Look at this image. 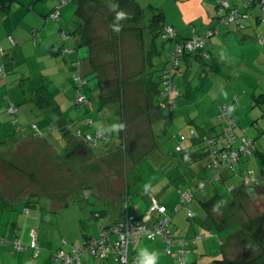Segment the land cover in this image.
Returning <instances> with one entry per match:
<instances>
[{
    "label": "rangeland",
    "instance_id": "374dc122",
    "mask_svg": "<svg viewBox=\"0 0 264 264\" xmlns=\"http://www.w3.org/2000/svg\"><path fill=\"white\" fill-rule=\"evenodd\" d=\"M72 2L65 26L67 32L73 37L74 30L80 23L75 14L77 3L75 0ZM83 9V21H88L90 18L89 46L94 51L89 56L86 55L88 48L80 47L79 58L84 60L83 63H87V69L92 71L93 68L99 73L98 77L101 79L103 90L100 89L97 76L94 73L88 74L86 68L84 67L83 70L80 64L78 67H72L71 63H68V67H72L71 71L62 69L57 78L49 76L57 73L55 70H49V68L46 71L43 70L35 57H32L26 66L23 64L18 66L14 77H22L21 74L26 69L30 73L28 76L32 80L34 79L36 85V82L43 78L42 74H46L48 75L46 79L48 87L51 94L55 95L63 91L65 86H72L73 89L70 91L72 100L61 105V110H64L66 114L65 118H69L68 134L71 137H77L76 134L81 131L84 136L87 134L96 135L97 131L102 128L105 130L103 132L105 136H102L104 139H99L96 144L90 143L93 146L87 145L92 153L76 151V155L65 157L68 154V139L61 135L60 129L54 131L49 129L45 133L47 138L43 141L26 140L17 144H15L16 140H20L22 136L12 133V137L5 141L4 148H0V195L4 198L2 201L0 200V207L5 206V210L0 209L2 210L0 213L7 215L1 223L2 235L0 237L8 241L9 234L13 230L16 233V225H21L19 221L26 225L28 219H32L33 221L30 220L29 224L33 223L39 232L38 242L41 250L43 253L47 249L55 252L51 256L49 264H57L52 262L59 252L57 250L62 248L69 252L68 247H73L74 244L82 247L86 237L98 231L100 220L95 218V212L108 211V209L113 211L115 206H122L123 213L129 210L133 213V210H137L142 214L147 212L150 199L154 196L160 204L168 209L173 221L175 236L181 227L184 230L183 236L189 227H195L198 232H191L190 238H197V247H203L206 250L207 256L211 258V264L215 259L227 257L235 260H247L260 253L264 249V186H260L257 190L252 188V185L245 186L240 175L244 173L241 168L246 166L245 172H254L257 179L264 176V122L261 125L258 123L260 129L257 130L255 124H251L255 119L249 116L253 121L248 120L238 125V131L247 129L244 136L255 141V149L252 155L244 156L241 159L236 175L229 182L214 181L215 188L223 202H229L227 206L223 202H219L218 210L214 214L216 221L223 224L226 230L220 231L217 225H213L211 229L210 226L213 223H208L207 228L203 227L200 222L206 217V214L200 201L215 196L212 186L214 176L209 167L213 157L211 155L204 156L199 162L188 166L182 162L179 155V150H184L186 146L193 144L190 136L193 117L188 113L194 108L187 107L186 104L178 105V101H186L185 87H189L195 93V98L199 96V91L196 92L201 82L199 65H193L192 70L190 69L193 74L190 79L182 76V71L178 73L179 68L175 71V84L178 91L183 92L182 96L177 98L176 107L172 111L181 110L186 117H177L174 113L173 121L167 124L164 118H160V114H158L157 108L159 107L152 108L150 106L153 103L152 97H148L144 91L143 75L145 72H142L140 64L135 65L137 61L133 62L132 60L135 42L126 43V31L122 33V35L125 33L122 39H119L120 32L126 30V26L134 24H126V21L122 24L120 16L122 13L118 16L113 4L103 8L92 2L87 3ZM262 26L264 27V24ZM118 32L120 35L117 34ZM73 39L78 43L80 37L75 35ZM70 43L75 46L73 40ZM130 43L133 45L129 48V52L126 47ZM145 43L147 49L153 45L151 43L149 46L148 38H145ZM178 44L179 42H175L172 48V41L163 40L161 37L155 39L154 48L158 54L151 52L150 60L154 64V70L158 71L156 75L162 74L166 68L172 67ZM135 45V52H140L141 45H138L137 42ZM127 53L132 56L129 71L126 69ZM186 54L189 53H184L181 56L176 54L175 56L179 58L181 68L187 71L188 68L185 67L183 61ZM27 55L29 54L27 53ZM60 58L59 64H64L63 57ZM79 58L76 56V61L80 60ZM90 60L93 64L91 67H89ZM53 61L50 60V65ZM44 64L46 63L44 62ZM79 78L85 84L77 87ZM66 79L68 83L66 82L63 88L60 87L59 84L65 82L63 80ZM79 94L85 95V102L77 103L76 97ZM103 96L108 104L112 105V108L104 103ZM223 106L227 105L221 107ZM252 106L253 102L250 99L242 98V103L238 104L234 115L241 114L244 118L247 112L251 113L256 109ZM227 107L232 116L234 111L229 106ZM113 110L124 111V132L127 147L124 154L119 138L121 129L113 131V125L122 124L123 120L121 114L115 113ZM37 114L36 111L33 116L36 121ZM24 115L20 113L18 120H22ZM11 117L17 120L16 116ZM88 118L93 119V125L86 124L85 120ZM18 120L17 125L19 124ZM197 136L203 137L198 134ZM81 139L84 140V137ZM99 142H104L105 146L103 143L97 147ZM74 147L76 146L74 145ZM198 147L196 148L198 149ZM246 159H249L250 162H246ZM200 183L205 184L206 194L199 190ZM146 184L151 185V190L147 194L144 192ZM232 187L233 189H231ZM236 189L241 192L236 193ZM185 194H190L192 201L186 205L185 209L177 213L175 208L182 195ZM52 201L54 202L52 203ZM29 202L36 207H32V211L38 213L39 219L25 214L24 206ZM189 210L195 214L194 219H188ZM118 214L116 212L115 218L118 217ZM108 217L110 216L106 217L107 221ZM8 218L9 220H7ZM257 219L261 220L260 231L256 228L250 232L240 231L241 226H244L245 229L246 225ZM8 222L12 226H9ZM239 231L237 238L228 241L230 236ZM6 233L7 237H4ZM65 241L66 244H64ZM223 243L224 245L221 246ZM133 244L136 245V243ZM5 245L2 247H12L9 242Z\"/></svg>",
    "mask_w": 264,
    "mask_h": 264
},
{
    "label": "crops",
    "instance_id": "0c3cea01",
    "mask_svg": "<svg viewBox=\"0 0 264 264\" xmlns=\"http://www.w3.org/2000/svg\"><path fill=\"white\" fill-rule=\"evenodd\" d=\"M60 1L61 0H0V47L6 51L4 57L0 59V65H4L8 73L6 77H2L0 75L1 149L4 148L7 138L12 137V133L21 134L22 136L20 140H16L15 144L26 140L43 141L45 138H47L45 133L52 125H57L61 130H59L61 135L68 139V154L65 157H72L73 154L76 155V151L85 152L87 154L89 152L92 153L90 147L87 145L93 146L90 143L93 142L96 144L99 139H104V137L100 138L99 135L105 136V134H101L99 131H97L96 135H85L87 137L91 136L93 140L96 138L94 141H88L87 137L85 138L83 132L81 131H79L81 132V135L79 132L76 134L77 137H71L70 134H68L67 131L70 127L69 118H65V111L61 110V105H64V102L68 103L72 100V96L70 95V91L73 89L72 86L70 87L69 85V87L65 86V88H63L66 82L68 83L67 79L63 80L65 82H61V84H59L61 85L60 87L63 88V91L55 95L51 94L46 80L48 75L46 74H42L43 78L40 81H37L36 85L34 84V79L32 80L28 76L30 73L27 72L26 69L22 72V77H14L18 66L21 64L26 66L32 57H35L38 60L37 62L39 65L42 66L43 70L46 71L48 68L49 70H55L57 73L49 76H54L57 78L59 77L58 75H60L62 69L71 71L72 67H78L80 64L83 70L86 68L85 70H87L88 74L94 73L97 76L100 89L103 90L102 82L100 81L101 79L98 77L99 73L93 70V68L92 71L87 69V63H83L84 60L79 58L80 54L78 53V50L80 47H87L88 52L86 55L89 56H91V53L94 50L90 49V46L85 44V41L81 39L82 35L74 34V36L76 35L77 37H80V40L77 43L75 39H73L74 36L72 37V34L66 30L67 27L65 26V20L69 16V8L71 7L70 5L73 4L72 0L61 6L59 9L61 15L60 19L55 20L50 16L51 13L57 8ZM75 1L77 3L75 14L77 18H79V23H81L83 20L77 15V11L82 0ZM243 2L244 0H228V5L240 6L243 4ZM123 4L124 7L121 9V18L123 20L121 19V23L124 24L126 21V24L132 23L134 25L129 27L126 26V30L120 32L121 36L119 39H122L123 35H125V33L123 35L122 33L126 31V43L134 41L135 43L137 42L138 45H141L140 52H135L136 45L134 43V57L132 60L133 62L137 61L135 65L140 64L139 67H142V72H145L143 75L145 93V85L148 76V70L147 68L145 69V59L147 57L150 58L151 51L149 50L154 48V46H152L150 49H147L145 38H148L149 46L152 42H155L153 38L154 35L150 27V21L152 17L160 13L162 15V22L160 25H162L163 28L170 26L175 30L176 38L174 40H169L173 42L172 48L175 42L187 40L196 34L203 35L208 30L216 27L217 4L215 0H129ZM141 11L142 16L138 18L136 14ZM255 15L256 11H254L253 17L247 22V27L245 30H238L235 25L219 26V32L209 38L202 49H199L192 54H186L183 57L184 65L186 68H188V70H184L180 65L178 73L182 71V76H186V78L190 79L193 76V74L190 72L193 65L198 64L200 67L199 75L201 82L199 83V87L196 89V92L199 91V98H195V93L189 87H185L184 96L186 97V101H178V105L186 104L187 107L192 106L194 108L188 113L189 116L193 117L190 131L195 130L199 136L216 137L221 134L222 123L218 119V112L222 105H227L232 109V111H234L232 113V117L238 123V125L240 123L243 124L248 120L255 119L254 121L252 120L253 122L251 124H255V128L259 130L260 127L258 123L261 125L264 122V119L262 120V118H264V27L262 26L263 23H259ZM35 32H37L39 36L37 35L38 37L34 41L33 34ZM117 34H119V32ZM12 40L17 41V44L14 45ZM71 40L74 41L75 46H72L70 43ZM132 45L133 43H130L128 47H126V50L130 52L129 48ZM153 52L158 54L155 48L153 49L152 53ZM27 53L29 55H27ZM127 55L126 69L128 70L131 68V64L129 63L132 56H130L129 53H127ZM76 56L80 60L76 61ZM60 57H63V62H65L64 64H59V60L61 59ZM67 57L70 61L67 60ZM50 60H54L52 65H50ZM44 62L46 64H44ZM68 63H71L72 67H68ZM91 66H93V64L90 60L89 67ZM148 69L152 70L150 66ZM187 81L190 82L189 80ZM49 82L52 83L50 80ZM33 85L35 86L33 87ZM39 91H42L45 95L50 97L51 106L49 108H40L39 105L34 102V95ZM182 92L183 91L179 90V97L182 96ZM147 96L152 97V102L154 103H152L150 106H152V108L154 106L158 107L157 100L155 101L154 96L149 94H147ZM64 98L67 99L65 100ZM242 98L245 100L250 99L253 102L252 107L256 108L251 113L247 112L244 118L241 116V114L234 115V113L237 111L238 104H240V102L242 103ZM105 104L108 107L111 106L112 108V105L108 103ZM12 105L18 108L16 115L8 114V109H10ZM157 110L159 112L158 114H160V118L163 117L164 120L166 116H170V123L173 121L174 113L177 117H186L184 113L178 109L167 112L162 111L159 108H157ZM36 111L38 113L36 115L37 121L33 119ZM114 112L121 114L123 120L122 124L125 125L124 111L118 110ZM20 113L25 115L23 119L19 121L18 119H20V117L18 116ZM11 116H16V119L19 123L18 125L12 124V121L15 118H12ZM182 117L181 119H183ZM85 122L88 125L94 124L92 118H88L85 120ZM32 124L37 125V128L42 132V135L35 133V131L30 127ZM237 128L235 132L239 137L244 136L247 132V129L238 131ZM83 137L84 140L81 139ZM119 138L122 142L121 145L122 149L124 150V154L126 153L124 127L120 131ZM103 143L99 142L96 146L98 147L99 144L103 145ZM74 145L76 147L73 148ZM188 147L189 146H186V148ZM181 151H183V149L179 150V152ZM246 162H250V160L246 159ZM245 167L246 166H243L241 168L242 172L245 171ZM233 177L234 176L231 177L228 175L225 178V181L229 182ZM127 190H129V188H127ZM5 200L7 199L5 198ZM154 200L158 201L156 197L152 196L150 199L149 209L147 212L142 214H140V212L138 213L137 210H133V213L131 210L123 213L124 208H122V206H115L113 211L108 209V211L102 210L95 212V218L100 220L98 224V231L86 238L99 236L100 230L102 228L112 226L123 220L128 215L145 217L149 213L150 207ZM53 202L54 201H52V203ZM32 207L36 208L33 203H26L24 206L25 214L29 217L33 216L36 219H39L38 213L33 212ZM0 209L5 210V206L0 207ZM112 212L115 213L112 214ZM116 212L119 214L117 215L118 217L115 218ZM0 215L2 216L0 218V228H2L1 223L4 221V218L7 215L4 213H0ZM108 215L110 217H108L109 220L107 221L106 217ZM9 218L7 220H9ZM30 220L33 221L32 219H28L26 225H23V223L19 221L21 225H16V233L14 232L15 230H13L9 234V241L17 238L24 245L29 246L33 239L32 234L34 232L38 234L39 241V232L36 230L33 223L29 224ZM7 224L12 226V224L9 222ZM183 231V227L179 228L178 232L180 234L176 233V237L188 240L192 239L190 238L191 232H198L193 226L187 229L185 236H183ZM1 235L2 231L0 229V236ZM4 237H7V233ZM5 244H7V242ZM5 244L0 245V264H49L51 256L53 253H55L48 249L44 250L43 253L41 248L38 253L31 247H28L24 252H17L13 249V247H2L6 246ZM9 245L11 246L10 243ZM75 245L76 244H74V246ZM74 246L68 247L70 249L69 252L62 248L57 251L72 253L75 248ZM76 247L82 248L78 245H76ZM144 249L159 253V264H175V262H177L176 254L178 247H174L173 254L168 255L165 251V245L161 241H149L147 239H141L136 243V245H130L129 259L131 261H137L139 253ZM188 249L189 253L185 255V261L188 264H195L196 262L197 264H211V258L207 256L206 250L203 247H197V242L194 245L190 244ZM52 262L60 264L59 261L55 260V257L52 259ZM81 264L118 263L115 262L112 255L106 260H100L86 252L81 256Z\"/></svg>",
    "mask_w": 264,
    "mask_h": 264
},
{
    "label": "built area",
    "instance_id": "2783aa9c",
    "mask_svg": "<svg viewBox=\"0 0 264 264\" xmlns=\"http://www.w3.org/2000/svg\"><path fill=\"white\" fill-rule=\"evenodd\" d=\"M69 1L70 0H62L50 16L55 20L59 19L61 16L59 9ZM215 1L217 4L216 27L208 30L203 35L196 34L183 43L179 42L172 61V67L170 69L166 68L162 72L161 94L158 99V107L162 111L173 110L176 107V99L180 96L174 81L175 71L180 65L179 58L175 56L176 54L180 56L184 53L192 54L202 49L206 41L219 32V26L221 25H235L238 30H245L247 22L253 17L254 11H256L255 16L259 23L264 24V0H244L243 4L240 6H229L228 0ZM37 34L38 33L35 32L34 37H36ZM161 38L163 40H173L176 38V32L170 26L164 27ZM12 43L16 45L17 41L12 40ZM5 54L6 52L0 47V59H2ZM7 74L4 65H0V75L6 77ZM82 84L85 83L79 78L77 87H80ZM76 98L77 103L85 102L86 100L85 95L79 94ZM17 112L18 108L14 105L8 110V113L11 115H16ZM218 119L222 123L221 134L216 137L204 138L207 146L206 152L213 157L210 168L214 176V181L222 180L225 172L234 170L240 159L244 156L251 155L255 149L254 140L245 137L238 138L236 136L235 130L237 128V123L229 114L227 106L220 108ZM13 124L17 125V122L14 121ZM30 127L36 134L42 135V132L37 128L36 124H32ZM54 129V126L50 127L51 131ZM192 134H194V132H192ZM99 137H102V135H99ZM87 140L94 141L91 136H88ZM243 180V182L250 186H260L264 184V180L257 179L254 172L246 173L243 176ZM198 188L203 194H206L204 191V183H201ZM190 199V194L184 195L181 198L177 210L186 206L187 203L190 202ZM152 212H157L160 216L152 225H149V222L153 220ZM165 213L166 207L154 200L150 212L143 217V219L138 220L128 215L116 225L102 228L99 237L93 238L86 247L77 248L75 245L72 253L61 251L56 254L55 260L59 261L60 264H81V256L85 252H88L93 257L99 259H107L112 255L115 262L118 264H137V261H131L129 259V246L139 239L146 238L149 240L160 239L165 244V251L168 255H172L173 248L178 247L176 254L178 264H188L185 261V255L189 253L188 247L190 244H196L197 238L188 240L175 238L171 230V217L166 216ZM188 217L193 218L195 214L189 210ZM32 236L33 239L29 246L24 245L17 238L11 241H6L2 238L0 244L9 242L17 252H24L28 247H31L39 253L38 234L34 232Z\"/></svg>",
    "mask_w": 264,
    "mask_h": 264
},
{
    "label": "trees",
    "instance_id": "16d2710c",
    "mask_svg": "<svg viewBox=\"0 0 264 264\" xmlns=\"http://www.w3.org/2000/svg\"><path fill=\"white\" fill-rule=\"evenodd\" d=\"M126 1H129V0H82L81 3H80V6L78 8V11H77V15L80 16L83 20L84 18V15H83V8L84 6L87 4V3H92L94 2L96 5H99V6H102V7H107L109 4H113L115 6V10L117 11V15L119 16L121 14V9L124 7V2L126 3ZM108 4V5H107ZM137 17H141L142 16V11L141 12H138L137 14ZM121 16V15H120ZM122 17V16H121ZM61 17H59L60 19ZM161 18H162V15L159 13L157 15H155L154 17H152L151 21H150V27L152 29V33L154 35V41L155 39L158 37H161L162 35V30H163V27L161 24ZM90 18H88V21H83L79 24L78 28L74 31V34H80L82 35L81 36V39L85 41V44L89 46L90 44V38L88 37V32L90 30ZM123 20V19H122ZM38 35V34H37ZM34 36V34H33ZM39 36V35H38ZM34 37V41L35 39L38 37ZM154 46V42H152ZM3 49V48H2ZM151 50L153 51V48H151ZM5 51V50H4ZM151 51V52H152ZM6 52V51H5ZM4 57V56H3ZM149 66L151 67L152 70H149ZM147 68L148 70V76H147V80H146V93L149 94V95H152L154 96L155 98V101L159 99V96L161 94V73L159 75H156L157 74V70H154V64L151 62L150 58L147 57L145 59V69ZM177 100V99H176ZM103 101L104 103H108L105 99V97L103 96ZM34 102L36 104L39 105L40 108H49L51 106V100H50V97L48 95H45L42 91H39L38 93H35L34 95ZM9 110V109H8ZM122 111V110H121ZM164 111H170V110H164ZM172 111V110H171ZM9 114V113H8ZM11 115V114H10ZM170 116H166L165 117V123H169L170 124ZM17 120H14L12 121V124L13 122ZM237 123V122H236ZM55 127L54 130H57V129H60L57 125H52L51 127ZM237 127H238V123H237ZM53 130V131H54ZM192 132H194V134H192ZM80 135H81V132H79ZM236 134V132H235ZM192 137V140H193V144L191 146H189L188 148H185L183 151H181L179 153L181 159H182V162L187 164L188 166H191L193 163H197L199 162L202 158H204V156H207V155H210L209 153L206 152V142L204 141V138L207 137V136H203L202 138L198 137L197 136V133L194 131H191V135ZM237 136V134H236ZM238 138H242L244 136H237ZM86 138V137H85ZM245 138L248 139V137L245 136ZM93 139V138H92ZM250 139V138H249ZM96 142V141H95ZM255 142V141H254ZM199 146V147H198ZM198 147V149L196 148ZM122 148V147H121ZM127 149V147H126ZM122 151H124L122 149ZM252 155V154H251ZM243 158V157H242ZM241 158V159H242ZM240 159V161H241ZM240 161L238 162V164L240 163ZM238 164L236 165L235 169L232 170V171H227L223 174V178L222 180H220L222 183H226L225 181V178L230 175L231 177L236 175L237 173V166ZM210 167V165H209ZM211 169V168H210ZM264 170V169H263ZM244 173L242 175H240L241 179L243 180V176L248 173L247 171H243ZM255 174V173H254ZM256 176V175H255ZM260 179H263L264 180V176H261ZM244 181V180H243ZM201 184V183H200ZM199 184V185H200ZM243 184L245 186H248L250 187V185L246 184L245 182H243ZM198 185V187H199ZM212 186L215 190V196L212 197V198H204L200 201V204L203 208V210L205 211V214H206V217L204 219L201 220L200 222V225H202L203 227H206L207 228V225L205 224H208V223H213L210 228L212 229L213 228V225H217L218 229L221 231V230H226L225 226L221 223H218L215 219V213L217 212L218 208V204L222 203L223 200L222 198L220 197L219 193H218V190L217 188H215V183H214V180L212 181ZM260 186H264V184H261ZM260 186H253L252 188L254 189H259ZM179 188V186H178ZM233 189V188H231ZM241 189V188H240ZM236 193H239L241 191H238V189L235 190ZM234 194V193H233ZM186 195V194H185ZM184 195H182L183 197ZM181 197V198H182ZM2 196L0 195V200L2 201ZM181 201V200H180ZM192 201V197L190 199V202ZM189 202V203H190ZM220 202V203H219ZM224 203V202H223ZM188 204V203H187ZM161 205V204H160ZM180 205V202L179 204L177 205V207ZM225 206L229 205V202L228 203H224ZM164 206V205H162ZM152 207V205H151ZM151 207H150V210H151ZM177 207L175 208V211L177 213L181 212L183 209H185L187 206H183V208H181L180 210H177ZM150 212V211H149ZM166 216H169V211L168 209L166 208V213H165ZM130 216H133V215H130ZM160 214L157 213V212H152V217H153V220L149 222V225H152L153 222H155L158 218H159ZM187 216H188V213H187ZM135 217L136 219L138 220H141L143 219V217H136V216H133ZM195 217L193 218H190L188 217V219H194ZM122 221V220H121ZM120 222V221H119ZM118 222V223H119ZM261 220L260 219H257L256 221H252L251 223H249L248 225L245 226V229H244V226H241V229L240 231L241 232H244L245 230L246 231H253L255 228L256 230H259L260 231V228H261ZM117 224V223H116ZM114 224V225H116ZM113 226V225H112ZM110 227V226H108ZM171 230H172V233L174 235L175 238H177L174 234V231H173V221H172V218H171ZM239 232H237L236 234L230 236L228 238V241H230L232 238H237L238 235H239ZM248 234V233H247ZM100 235V233H99ZM99 236L97 237H91V238H86L85 239V242L82 246L83 247H86L87 244L93 239V238H98ZM2 239V237H0V240ZM5 239V238H4ZM142 239H146V238H142ZM177 239H181V238H177ZM141 240V239H139ZM138 240V241H139ZM149 240V239H147ZM156 240H159L161 241L160 239H156ZM156 240H149V241H156ZM9 241V240H8ZM138 241H136L135 243H137ZM162 242V241H161ZM39 243V242H38ZM66 243V241L64 242ZM163 243V242H162ZM133 244V243H132ZM131 244V245H132ZM164 244V243H163ZM0 245H3V244H0ZM165 245V244H164ZM223 244H221V246H223ZM40 247V245H39ZM130 247V246H129ZM86 253V252H85ZM91 255V254H90ZM99 259V258H98ZM100 260H106V259H100ZM213 264H264V249L260 251V253H258L257 255L255 256H252L250 257L249 259L247 260H235V259H231V258H223V259H216L213 261Z\"/></svg>",
    "mask_w": 264,
    "mask_h": 264
},
{
    "label": "clouds",
    "instance_id": "9594fccd",
    "mask_svg": "<svg viewBox=\"0 0 264 264\" xmlns=\"http://www.w3.org/2000/svg\"><path fill=\"white\" fill-rule=\"evenodd\" d=\"M123 124L113 125V131L123 129ZM101 134L105 131L104 129L99 130ZM151 190V185L146 184L144 186V192L147 194ZM160 254L155 251H149L147 249L142 250L137 258V264H159Z\"/></svg>",
    "mask_w": 264,
    "mask_h": 264
}]
</instances>
